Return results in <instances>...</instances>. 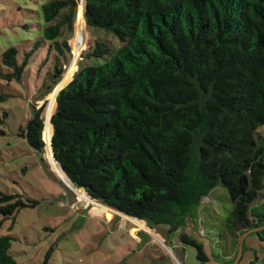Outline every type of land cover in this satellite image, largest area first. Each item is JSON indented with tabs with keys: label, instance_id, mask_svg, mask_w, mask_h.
<instances>
[{
	"label": "trees",
	"instance_id": "1",
	"mask_svg": "<svg viewBox=\"0 0 264 264\" xmlns=\"http://www.w3.org/2000/svg\"><path fill=\"white\" fill-rule=\"evenodd\" d=\"M79 3L47 0L30 51L1 54L0 81L19 84L46 48L56 54L48 76L57 86ZM82 12L88 28L120 47L95 42L81 55L89 63L55 96L48 147L60 172L86 198L169 233L221 186L232 226L213 237L235 244L264 188V0H82ZM9 97L0 90V104ZM41 110L19 131L38 155ZM37 204L0 192V222ZM180 239L206 261L201 245ZM12 242L0 235V264H16Z\"/></svg>",
	"mask_w": 264,
	"mask_h": 264
},
{
	"label": "rangeland",
	"instance_id": "2",
	"mask_svg": "<svg viewBox=\"0 0 264 264\" xmlns=\"http://www.w3.org/2000/svg\"><path fill=\"white\" fill-rule=\"evenodd\" d=\"M46 2L0 0V58L10 47L16 48L21 56L30 51L38 26L42 24L41 6ZM78 16L83 19L79 8L73 35L67 41L70 52L60 60L63 75L57 86H52L48 76L56 54L47 53L46 48L32 55L19 84L0 81V90L11 96L0 104L3 120L0 124V192L38 203L34 208L19 210L12 220L0 222V235L8 234L13 238L11 250L16 264H43L48 253L47 264H177L179 237L186 235L190 225L214 246V234L223 237L228 234L227 226H232V204L221 186L214 188L175 231L169 233L168 226L150 230L145 223L141 229L104 208L84 203L55 174L45 147L43 154L38 155L19 136L34 108L42 106L45 127L49 97L55 93L50 119L56 94L72 81L78 69L89 63L81 61V55L95 42H103L113 49L120 47L115 37L88 28L83 19L84 48L79 52L75 50L72 44ZM67 75L69 80L65 84ZM43 85L46 86L42 88ZM48 87L53 88L50 91ZM3 113L5 119H2ZM218 244L222 246L223 241Z\"/></svg>",
	"mask_w": 264,
	"mask_h": 264
},
{
	"label": "crops",
	"instance_id": "3",
	"mask_svg": "<svg viewBox=\"0 0 264 264\" xmlns=\"http://www.w3.org/2000/svg\"><path fill=\"white\" fill-rule=\"evenodd\" d=\"M258 132L264 137V127L260 128ZM262 195L263 196L261 199L250 206V219L253 221L251 224V229L259 228V231L247 233L243 237V251L241 252L238 260H236L238 241L240 236L248 230L242 231L240 233L239 237L236 238L237 242L235 244H232L231 240L227 239V241L223 242V245L220 246L218 244L219 240L214 239L213 241L216 243L214 247L208 240V245L211 248V254L215 262L220 264H264V188L262 191ZM195 233L203 237L200 232ZM166 250L168 249L166 248ZM202 252L206 256L203 250ZM178 256L183 263L186 256L185 251H178ZM190 264H194V261Z\"/></svg>",
	"mask_w": 264,
	"mask_h": 264
},
{
	"label": "bare ground",
	"instance_id": "4",
	"mask_svg": "<svg viewBox=\"0 0 264 264\" xmlns=\"http://www.w3.org/2000/svg\"><path fill=\"white\" fill-rule=\"evenodd\" d=\"M80 1V0H79ZM79 11L82 10V7H81V4L79 5ZM75 38H74V42L72 44V46L75 48V50H77L78 52L80 50H82L84 48V22H83V19L78 16V19H77V23H76V28H75ZM69 80V75H67L65 77V80H64V83L66 84ZM64 84V85H65ZM54 95L55 93H53L49 99H50V103H49V108H48V111H47V115H46V122H45V127H44V131H43V141L45 143H47V145L49 144V137H50V125L48 124V121H49V115H50V112H51V109L52 106L54 105ZM52 130V128H51ZM52 134V133H51ZM46 149V157H47V160L50 164V166L53 168V170L55 171V174H57V176L71 189L73 190L78 196L79 198H81L82 201H84V203H87V204H90V205H93V206H97V207H101V208H104L114 214H117L119 216H121L122 218L124 219H127L129 220L130 222H132L133 224L137 225L139 228L141 229H144V224L142 222H139L137 220H133V219H130L124 215H120L114 211H111L110 209L100 205V204H97L95 203L94 201L86 198L84 195H83V192L81 190H75L71 185L70 183H68V181L66 180V178H64V176L62 175V173L60 172L58 166L56 165V163L54 162V160L52 159V156H51V152L49 150V147H45ZM107 211V212H108ZM128 225V224H127ZM164 251V250H163ZM167 251V250H166ZM168 252V251H167Z\"/></svg>",
	"mask_w": 264,
	"mask_h": 264
},
{
	"label": "water",
	"instance_id": "5",
	"mask_svg": "<svg viewBox=\"0 0 264 264\" xmlns=\"http://www.w3.org/2000/svg\"><path fill=\"white\" fill-rule=\"evenodd\" d=\"M80 4H81V7H82V0H80ZM114 212H116V211H114ZM116 213H118V212H116ZM118 214H120V213H118ZM120 215H123V214H120ZM189 227H190L189 231H186L185 234L188 237L192 238L195 241L196 244H199V245L201 244L202 245V250L206 254V261H202V260L199 259V257H198L199 250H198V248L195 245H192L190 243H186V244H182V245L178 246V247L182 246L185 249V253H186V256H185V259H184L185 261L182 264H190L193 261H194V264H220V263H217V262H215L213 260V256L211 254V248L208 245V239L203 238L200 235H198L197 233H195L191 225ZM258 231H259V228L249 229L248 231H246L245 233H243L240 236L239 241H238V251H237L236 260H238L240 254L242 252V240H243V237L247 233H253V232H258ZM168 252H169V250H168ZM173 259H174V257H173ZM175 262L177 264H180L176 260H175Z\"/></svg>",
	"mask_w": 264,
	"mask_h": 264
},
{
	"label": "flooded vegetation",
	"instance_id": "6",
	"mask_svg": "<svg viewBox=\"0 0 264 264\" xmlns=\"http://www.w3.org/2000/svg\"><path fill=\"white\" fill-rule=\"evenodd\" d=\"M182 235H180V237H181ZM180 237H179V245H182V244H186V242H182V240L180 239ZM190 239H192V238H190ZM193 240V239H192ZM177 249H179V251H181V252H184L185 251V249L181 246V247H178ZM202 250V249H201ZM198 257H199V254H198ZM199 259H200V257H199ZM201 260V259H200ZM203 261V260H202Z\"/></svg>",
	"mask_w": 264,
	"mask_h": 264
}]
</instances>
